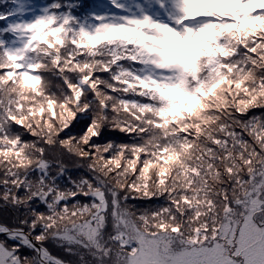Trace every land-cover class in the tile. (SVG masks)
<instances>
[{
	"label": "snow or ice",
	"instance_id": "snow-or-ice-1",
	"mask_svg": "<svg viewBox=\"0 0 264 264\" xmlns=\"http://www.w3.org/2000/svg\"><path fill=\"white\" fill-rule=\"evenodd\" d=\"M0 264H264V0H0Z\"/></svg>",
	"mask_w": 264,
	"mask_h": 264
}]
</instances>
